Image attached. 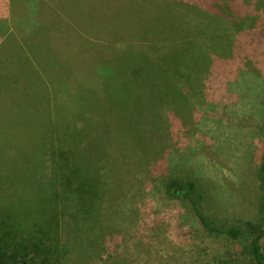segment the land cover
I'll return each instance as SVG.
<instances>
[{"label":"trees","instance_id":"1","mask_svg":"<svg viewBox=\"0 0 264 264\" xmlns=\"http://www.w3.org/2000/svg\"><path fill=\"white\" fill-rule=\"evenodd\" d=\"M44 6L45 14L40 13L46 17L44 25L60 34L51 20L65 16L50 11L46 2ZM139 7L147 11H141V19L146 18L128 21L118 14L112 32L129 36L123 41L105 40L90 63L81 55L66 65L68 55L52 50L57 69L52 81L72 80L68 92L60 95L55 89L54 104L74 100V108L82 113L37 122L42 129L36 152L22 150L23 146L19 152L0 149V184L15 191V196L0 195L5 203H0V264H88L104 247H112L124 221L118 205L124 193L117 182L120 159L128 166L130 160L124 157L134 151L133 145L138 148L146 127L163 129L165 115L179 116L196 100L197 78L210 71L209 63L219 62L217 57L209 58L214 42L222 41L233 54L249 49L264 54V14L249 0H147L144 4L141 0ZM13 17L21 27L15 29L11 19L7 35L13 29L17 36H0L3 85L32 63L31 57L26 61L17 53L15 60L10 58L9 49L26 52L24 44L33 38L21 16ZM6 19L2 15L0 25ZM30 46L37 48V43ZM80 65L85 77L77 73L72 77L69 73ZM61 66L67 68L68 80L60 77ZM218 71L224 69L212 72L218 75ZM25 84L29 86L31 79ZM75 84L83 85L78 91ZM14 126L13 122L9 129ZM158 170L163 171L161 166ZM255 179L259 213L236 226L220 224L205 211V198L195 180L166 172L160 186L167 199L181 202L206 233L225 236L234 245L233 258L223 264H264V152Z\"/></svg>","mask_w":264,"mask_h":264},{"label":"rangeland","instance_id":"2","mask_svg":"<svg viewBox=\"0 0 264 264\" xmlns=\"http://www.w3.org/2000/svg\"><path fill=\"white\" fill-rule=\"evenodd\" d=\"M139 1L0 0V19L2 15L7 18L0 25V36H17L13 29L7 35L12 28L11 19L15 29H19L20 24L13 17L17 15L33 37L32 41L21 40L26 42V52L9 49L12 60L17 54L26 61L31 57V65L18 69L5 85L1 84L6 78L0 66V149L19 152L23 146L22 150L36 152V138L42 129L37 122L82 113L74 108V100L54 104L55 89L60 95L68 92L72 84L68 82L72 80L62 81L69 77L65 75L67 68L61 66L62 82L52 81L57 73L52 50L68 55L66 65L81 55L90 63L105 40L123 41V36H129L112 32L120 20L118 14L128 21L146 18L141 19L147 11L140 9ZM142 1L144 4L147 0ZM45 2L50 11L65 16L51 20L53 29L58 28L60 34L56 35L51 27L50 32L44 25L46 17L40 13L45 14ZM249 2L264 14V3ZM36 23L37 27H33ZM33 42L37 48H30ZM212 51L209 58L217 57L219 62L209 63L210 71L204 70L197 78L200 92L196 100L189 102L179 116L165 115L163 129L154 128L153 124L146 127L140 144H136L138 148L133 145L134 151L124 157L125 161L130 160L128 166L124 167L120 159L117 182L122 183L124 193L118 205L124 221L118 225V242L104 247L88 264H223L233 258L234 245L225 236L206 233L181 202L167 199L160 186L166 172L195 180L205 198V211L220 224L243 225L259 213L255 173L264 152V54L251 49L233 54L222 46V41L214 42ZM214 68L224 71L216 75ZM75 73L85 77L82 65L69 74L74 77ZM82 85L74 87L79 91ZM26 107L27 111H23ZM13 122L15 126L9 129ZM22 124L28 125L24 128ZM160 166L163 171L158 170ZM9 192L15 196L7 183L0 184V195ZM0 200L5 204L1 197Z\"/></svg>","mask_w":264,"mask_h":264}]
</instances>
